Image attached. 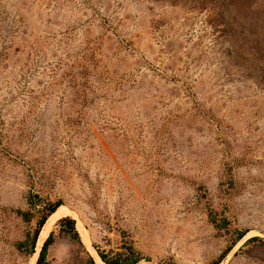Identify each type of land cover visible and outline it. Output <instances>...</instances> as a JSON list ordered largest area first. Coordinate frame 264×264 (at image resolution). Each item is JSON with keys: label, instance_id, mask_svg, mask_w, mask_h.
<instances>
[{"label": "rangeland", "instance_id": "374dc122", "mask_svg": "<svg viewBox=\"0 0 264 264\" xmlns=\"http://www.w3.org/2000/svg\"><path fill=\"white\" fill-rule=\"evenodd\" d=\"M52 233L47 264H264V0H0V264Z\"/></svg>", "mask_w": 264, "mask_h": 264}, {"label": "trees", "instance_id": "16d2710c", "mask_svg": "<svg viewBox=\"0 0 264 264\" xmlns=\"http://www.w3.org/2000/svg\"><path fill=\"white\" fill-rule=\"evenodd\" d=\"M61 206V203L58 202L54 205H51L49 207V211L46 215V217L42 220V222L40 223L39 227L41 228L43 226V224L45 223L46 219L52 215L53 213L56 212V210L58 209V207ZM65 221H67L70 224V235L73 239L79 240V235L78 232L75 229V221L72 219H64ZM40 228H38V230L35 232L33 239L31 240V245H35L39 233H40ZM246 235V232H240L238 238L239 240L242 239L244 236ZM52 238H53V233L49 236V238L47 240H45L46 242L44 243L42 250L40 252V256L38 258V261L36 264H47L46 259H47V254H48V248L52 242ZM98 255L100 257V259L102 260V262H104L105 264H137L141 261V258L139 257V255L137 253H135V251L132 249V247H126L125 251L123 253H118L113 257H109L107 254L98 252ZM92 264H94L93 260L91 261Z\"/></svg>", "mask_w": 264, "mask_h": 264}, {"label": "bare ground", "instance_id": "6f19581e", "mask_svg": "<svg viewBox=\"0 0 264 264\" xmlns=\"http://www.w3.org/2000/svg\"><path fill=\"white\" fill-rule=\"evenodd\" d=\"M97 258H98V260L103 264L102 260H101L99 257H97Z\"/></svg>", "mask_w": 264, "mask_h": 264}]
</instances>
